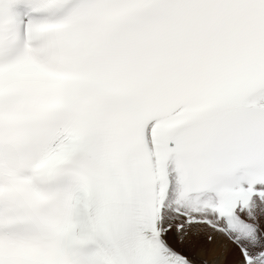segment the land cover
Listing matches in <instances>:
<instances>
[{
  "label": "snow or ice",
  "instance_id": "snow-or-ice-1",
  "mask_svg": "<svg viewBox=\"0 0 264 264\" xmlns=\"http://www.w3.org/2000/svg\"><path fill=\"white\" fill-rule=\"evenodd\" d=\"M0 264H264V0H0Z\"/></svg>",
  "mask_w": 264,
  "mask_h": 264
}]
</instances>
